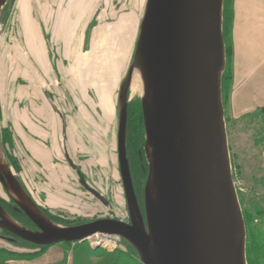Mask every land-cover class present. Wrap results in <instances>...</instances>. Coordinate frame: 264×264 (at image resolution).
Wrapping results in <instances>:
<instances>
[{
    "label": "rangeland",
    "instance_id": "rangeland-1",
    "mask_svg": "<svg viewBox=\"0 0 264 264\" xmlns=\"http://www.w3.org/2000/svg\"><path fill=\"white\" fill-rule=\"evenodd\" d=\"M146 1H40L43 10H53L57 18L62 14L67 16L69 11L75 12L74 24L69 23L62 35L65 45H59L57 30L51 34V45H45L49 48L51 63L48 66L46 62L47 66H43L47 69L43 70L45 76L39 70L32 76L31 68L19 63L18 46L21 45L26 47L30 61L37 68L42 64L31 46L21 43L20 24L27 19L22 0H7L0 5V157L24 188L32 206L53 224L68 226L102 218L130 222L119 168L118 129L124 85L128 114L133 107L142 111L143 97L134 90L133 78L130 82L126 80L130 69L140 63L137 42ZM34 4L24 10L34 14ZM38 18L39 24L46 29L45 17L38 14ZM225 52L227 65L226 46ZM22 60L26 61L24 56ZM36 76L39 81H35ZM234 84L233 76L230 90L224 97L222 94L224 119L235 188L237 194H242L245 208L250 210L253 201L264 205V120L263 115L255 114L256 111L240 114L243 108L234 106ZM42 92L47 93L54 110L60 111L63 117L65 115L67 131L64 135L59 130L61 120L59 126L58 122L52 125L56 130L50 131V116L46 114L48 123H40V126H46L45 129L29 130L16 114L15 108L19 104L23 116L29 107L34 110L49 107ZM145 147L144 132L143 151L148 163ZM8 156L18 161L19 170L10 164ZM150 174L148 163L147 177L139 191L141 207H144ZM9 196L0 181V198L8 205ZM3 213L21 226L36 230L5 208ZM243 218L247 239L244 213ZM254 224L264 228V221L254 220ZM13 235L0 227V247L12 251V258L16 260L26 259L24 264L37 263V260L33 261L39 258L35 257L39 251L29 248L27 241ZM74 243H57L50 254L49 248H45L41 253L46 252L41 256L46 260H38L45 264H73L84 252L89 264H105V258L91 257L93 248L117 251V254L119 251L134 252L141 262L135 247L124 239L107 238L100 243L90 238Z\"/></svg>",
    "mask_w": 264,
    "mask_h": 264
},
{
    "label": "water",
    "instance_id": "water-1",
    "mask_svg": "<svg viewBox=\"0 0 264 264\" xmlns=\"http://www.w3.org/2000/svg\"><path fill=\"white\" fill-rule=\"evenodd\" d=\"M6 1L0 0V5ZM223 4L224 0L146 1L137 42L150 92L142 98L151 173L145 214L127 157L124 85L118 159L130 222L102 218L71 226L53 224L32 206L8 165L0 163L1 183L36 230L8 218L1 204L0 227L37 246L82 242L96 235L118 237L135 247L142 264H247L246 229L222 100Z\"/></svg>",
    "mask_w": 264,
    "mask_h": 264
},
{
    "label": "crops",
    "instance_id": "crops-1",
    "mask_svg": "<svg viewBox=\"0 0 264 264\" xmlns=\"http://www.w3.org/2000/svg\"><path fill=\"white\" fill-rule=\"evenodd\" d=\"M40 1L42 0H22L24 4L23 11H25V14L27 13V19H25L22 24H20V37H22L21 43H23V45H30L32 50H34L37 56L42 60V64L40 65V67L37 65L39 67L37 68L35 63H32V61H30V57L26 50V47L23 48L21 45L18 46V50L21 53L19 57V63L31 68L30 71L32 76L35 73V70H39L40 73L43 74V70H47L46 67H44L43 69V66H47V64L49 66L51 64L48 58L49 48L45 46L49 45L51 41L53 42L51 34H53L55 30L59 31L57 32L60 35L59 37L61 41L59 42V45H65L62 36L63 32L66 30V26L69 23L74 24L72 17L73 13L75 12L69 11L67 12L68 17L65 16V14H62L59 15V18H57V16H54L53 10L44 11L41 7ZM28 3L32 5L33 3H35L33 7L38 13L34 9V14L31 13V11L29 12L24 10L29 6ZM56 13L58 14L59 12L56 11ZM38 14H42L45 17L47 26L46 29H43V27L39 24ZM55 19L57 23L56 21H54ZM60 19L62 20L61 23ZM57 42H55V45H57ZM22 56L25 57L26 61L22 60ZM233 76L235 82L233 87V96L236 97L234 106L237 109L243 108L240 114H242L243 116L249 113H253L258 109L264 107V0L234 1ZM36 79L39 81L37 76L35 77V81H37ZM42 94L44 95L45 101L47 102L46 104L49 107L43 108V110H38L37 108H35L34 110L33 107H29L27 108V113L24 114L25 116H23L22 107L19 104V106L17 105L15 108L16 114L18 115L20 121L25 122L24 126L29 130H39V127L45 129L46 126L42 127L40 126V123L44 121L47 124L48 119L46 117L48 116H50L48 118L51 122V126L48 125L49 130H56V127H52V125L55 122H58L59 126V121L61 120V127L59 126V130H61V133L64 135V131H67V129H65L67 127V119L65 118V115L63 117V114L61 115L59 113L60 111L58 112L57 110H54L48 96L46 95L47 93L42 92ZM49 108L51 111L49 110ZM51 136L53 137V133H51ZM52 246L54 245L48 246L50 250L48 254L54 252V250H52ZM45 252H43L42 254H45ZM40 258L46 260L42 256H39V258L35 259L33 262L37 260V263L35 264H45L43 262H40L43 260H38ZM25 261L26 259H12L8 261V264H24Z\"/></svg>",
    "mask_w": 264,
    "mask_h": 264
},
{
    "label": "trees",
    "instance_id": "trees-1",
    "mask_svg": "<svg viewBox=\"0 0 264 264\" xmlns=\"http://www.w3.org/2000/svg\"><path fill=\"white\" fill-rule=\"evenodd\" d=\"M234 1L235 0H224L223 4V36L225 41V46L227 49V65L222 76V94L227 93L231 88V83L233 81V24H234ZM224 99V98H223ZM256 115H263L264 120V107L258 109L255 112ZM144 120L143 113L137 107L130 109L128 114L127 122V157L129 160L132 180L136 195L139 201V191L142 190V185L144 184L147 173H148V163L146 161L145 152L143 151L144 144ZM9 162L12 166L20 169L18 161L8 156ZM241 207L243 209L246 225H247V239H246V257L248 264H264V228L263 226L255 225L254 220L264 221V205L259 202L253 201V205L249 206L253 210H247L245 208L242 199V194H238ZM10 204L8 205L5 200L0 198V204L3 208L9 211L14 217L25 220L31 228H36L32 221L27 217L23 210L19 207L17 202L9 196ZM250 202V200L248 201ZM262 202V201H260ZM252 203V202H250ZM250 205V204H249ZM56 221V220H55ZM25 224V225H27ZM72 225V224H71ZM68 225V226H71ZM77 225V224H76ZM5 232L9 235H13L9 231ZM14 236V235H13ZM29 248L37 249L39 253L35 257L41 256V252L48 248V246H37L28 242H25ZM78 243V242H77ZM74 243V244H77ZM69 244V243H65ZM12 251L6 250L0 247V264H8L9 260L15 259ZM91 257L96 259L105 258V264H142L137 258L134 252L117 251L107 252L102 249L90 250ZM8 256V257H7ZM11 256V257H10ZM80 262V263H79ZM89 264L87 262V257L84 252L80 260L74 261L73 264Z\"/></svg>",
    "mask_w": 264,
    "mask_h": 264
},
{
    "label": "bare ground",
    "instance_id": "bare-ground-1",
    "mask_svg": "<svg viewBox=\"0 0 264 264\" xmlns=\"http://www.w3.org/2000/svg\"><path fill=\"white\" fill-rule=\"evenodd\" d=\"M132 72H133L132 78H133L134 90L137 91L142 97L147 98L148 96H150V92L148 91V88H147V85L145 82V78H144V74H143V69L141 68L140 63L137 62L135 64ZM0 163L3 167H5V163L3 162L1 157H0ZM11 193H12L13 197L18 199L16 194H14L12 191H11ZM107 238H108V236H99V235L92 237V239L96 240L97 242H101L103 240H106Z\"/></svg>",
    "mask_w": 264,
    "mask_h": 264
},
{
    "label": "flooded vegetation",
    "instance_id": "flooded-vegetation-1",
    "mask_svg": "<svg viewBox=\"0 0 264 264\" xmlns=\"http://www.w3.org/2000/svg\"><path fill=\"white\" fill-rule=\"evenodd\" d=\"M141 209H142L143 214H145V209H144V207H141Z\"/></svg>",
    "mask_w": 264,
    "mask_h": 264
},
{
    "label": "built area",
    "instance_id": "built-area-1",
    "mask_svg": "<svg viewBox=\"0 0 264 264\" xmlns=\"http://www.w3.org/2000/svg\"><path fill=\"white\" fill-rule=\"evenodd\" d=\"M112 238V237H111ZM114 238V237H113ZM118 239V238H117ZM102 242V241H101Z\"/></svg>",
    "mask_w": 264,
    "mask_h": 264
}]
</instances>
